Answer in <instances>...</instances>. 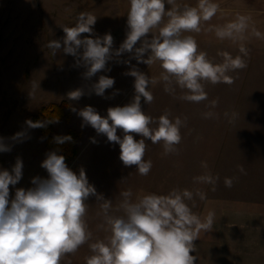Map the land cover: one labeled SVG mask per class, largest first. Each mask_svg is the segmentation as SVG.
<instances>
[{"label":"clouds","instance_id":"1","mask_svg":"<svg viewBox=\"0 0 264 264\" xmlns=\"http://www.w3.org/2000/svg\"><path fill=\"white\" fill-rule=\"evenodd\" d=\"M166 5H174V0H130L126 39L115 55L127 52L138 63L148 66L158 61L163 69L159 79L165 83V91H174V86H178L187 90L183 99L199 103L207 99L202 82L231 84L233 79L228 73L247 65L241 56L233 58L228 52L219 53L223 62L215 64L206 52L198 51L193 36L182 35L199 33L201 22L212 19L218 4L212 0H198L197 6H185L182 10L166 9ZM96 19L91 13L81 12L74 27H62L65 33L62 41L51 40L47 45L53 56L59 51L72 55L75 66H83L84 76L89 79L98 72L110 71L106 64L113 56L114 41L110 33L81 38L85 33L94 35ZM153 29H158V33L153 35ZM246 29L247 18L239 17L237 22L216 28V36L243 39ZM255 35L260 36V33L257 31ZM138 42L139 47H136ZM240 52L247 55L243 45ZM125 75L135 78V94L130 103L109 107L106 117L92 106H85L78 115L82 117V127L90 125L97 134L105 135L108 142L119 145V158L124 166H136L139 174L146 176L152 162L144 160L145 140L154 144L163 142L165 154L176 151L175 146L181 141L182 121L179 118L172 121L164 114L155 128L150 127L154 121L142 109L141 98L145 104L153 101L148 89L157 79L134 66ZM114 84V78L101 75L92 85V91L103 97L105 90L113 88ZM83 94L81 89H76L68 93V98L79 100ZM216 103L213 101L212 106ZM72 111L77 110L73 108ZM204 115L209 118L214 114ZM26 124L33 129L46 127L41 121L27 120ZM118 129L122 130V136L117 135ZM133 134L142 138L137 140ZM24 137L22 131L13 139L22 141ZM54 141L63 144L71 142L72 137L56 136ZM9 151L11 146L0 138V152ZM41 167L47 171L48 178H33L34 186L16 189L11 200L9 186L21 180L23 162L17 158L11 172L0 170V264H60L66 254L76 252L91 236L84 219L86 201L90 196L97 200L104 198L89 183L85 170L81 168L77 174L56 151L46 154ZM195 179L214 185L217 178L205 175ZM232 184L231 178L225 179L226 187ZM197 194L200 199L205 198L204 193ZM131 195V191L122 193L123 216L109 215L110 201L104 200L102 207L111 236L107 243L97 241L90 245L93 254L86 258V264H194L196 257L191 254L195 251L194 241L201 230L211 228L214 211H209L203 220L194 214L186 203L193 199V193L186 189H174L167 195L146 194L136 202L129 199Z\"/></svg>","mask_w":264,"mask_h":264},{"label":"rangeland","instance_id":"2","mask_svg":"<svg viewBox=\"0 0 264 264\" xmlns=\"http://www.w3.org/2000/svg\"><path fill=\"white\" fill-rule=\"evenodd\" d=\"M197 4L198 0H174V5H166V9L177 7L182 10L185 6L195 7ZM129 9L130 0H0V138H3L5 144L11 146V151L0 152V170L7 169L11 172L17 158L23 162L21 180L15 186H9L10 200L14 198L16 189L33 187L31 183L33 178H48V173L41 167V163L48 152L54 151L47 146L45 136L39 128L28 127L26 121H32L43 107L59 105L63 102L67 104L64 109L65 115L62 120L53 125V135L66 136L72 130L78 134L75 145L79 152L78 156L71 163H66L67 166L77 174L83 168L89 183L95 187L97 194L101 195L104 200L109 190L123 187L124 173L129 177L131 171L124 167L119 158V145L108 142L105 135L97 134L90 125L82 127L83 120L78 112L85 106H92L101 116L106 117L109 107L124 106L130 103L135 94V78L125 73L130 71L132 66L150 78L157 79V83L150 84L148 90L158 98L161 97L163 91L164 114H167L172 121L176 118L182 121L181 144L178 145L183 151L173 156H181L183 159L181 162H193V164H188L187 170L183 169L181 173L183 177L188 171L191 174L195 168L199 170L211 166L198 163L203 160L212 161L210 158H214L217 152L219 139L217 127L221 123L219 112L215 111V108L220 107V102L216 101L214 107L212 106L213 101L200 102L201 108L211 107L214 114L209 117V125L212 128H206L201 134L203 118L206 120L203 117V110L198 111L200 105L194 107L197 105L195 102L183 99V96L187 94L184 89L174 86V91H165V83L159 79L163 69L158 61L148 66L131 58L130 53L115 55L126 39ZM81 12L91 13L97 18L93 26L94 35L85 33L81 34V38L90 35L91 38L102 37L110 33L114 41L112 59L106 64V69L110 71L98 72L90 79L85 78L86 69L83 66H75L76 60L72 55L59 51L56 56H53L47 47L51 40L62 41L65 36L62 27H74ZM167 19L165 16V23ZM157 33L158 29L152 30L153 35ZM188 34L189 32H185L182 35L187 36ZM136 47H139V42ZM146 58L147 55H145ZM101 75L115 80L113 88L106 89L103 97L92 91V85L98 82ZM76 89H81L84 94L79 100L69 99L68 93ZM155 99L156 97L153 101L154 105ZM141 105L145 112L147 104L144 103L143 98H141ZM149 106L153 107L152 103H149ZM230 107L231 102H227L224 111H229ZM73 108L77 111H72ZM245 108L250 109V107ZM154 114L153 110V113H149L148 116L152 117ZM185 114L189 116L186 117ZM245 114L246 112L242 114L241 121ZM244 127L252 129V126L244 125ZM22 131L25 133L22 141L13 139L16 133ZM117 135L122 136V130L118 129ZM133 135L135 139H141L139 135ZM242 136L243 132L238 130L234 132L229 149L232 155H237L238 151H242L243 141L240 139ZM145 143V155L151 161H155V146H151L147 139ZM163 153L165 158L170 156V153L165 154L164 150ZM167 162L168 160H165V169L171 167L167 165ZM185 164L187 163H182L186 166ZM182 165L179 167L183 168ZM155 172L156 167L147 177L151 187L156 185ZM172 175L169 179L173 177ZM176 175L175 178H180L178 174ZM167 178V172H165L164 191H162L164 195L169 193L166 188L171 182ZM152 189L148 191L149 194L155 193V187ZM132 199L134 202V197ZM104 200H97L95 196L88 198L84 219L91 236L76 252L66 254L60 264H86V258L93 254L90 245L97 241L108 242L111 232L106 223L105 213L100 212L101 209L103 210ZM110 208L108 214L112 216ZM95 211L100 212V220L95 221ZM118 215L116 212V216ZM90 218L92 221L88 223Z\"/></svg>","mask_w":264,"mask_h":264},{"label":"crops","instance_id":"3","mask_svg":"<svg viewBox=\"0 0 264 264\" xmlns=\"http://www.w3.org/2000/svg\"><path fill=\"white\" fill-rule=\"evenodd\" d=\"M212 2L219 5L217 13L210 21L201 22L199 33L189 32L188 35L193 36L197 41L198 51L206 52L208 59L213 63H222L223 57L219 53L228 52L233 58L241 56L247 66L228 73L233 79L231 84L202 82L207 93V99L203 102H220V107L215 108V111L219 112L221 123L217 127L219 138L217 152L214 158H210L212 161L203 160L198 163L211 166L199 170L195 168V172L189 174L188 171L183 177L181 174L183 169L187 170L188 164L193 162H181L183 160L181 156H173L183 151L179 147L181 141L175 146L176 151L170 152V156L165 158L163 142L154 144L149 140L150 145L155 146L156 153L155 161L144 155L145 161L152 162L149 173L142 176L136 166H124L131 171V175L128 177V174L124 173L123 187L109 190L106 200L111 202L112 216H116V212L118 216H123L124 211L120 207L124 199L123 192L131 191L132 195L129 199L132 202L133 197L136 202L143 195L149 194L148 191L152 187H155L154 194L164 195L162 191H164L165 172L167 179L173 174L169 179L171 182L166 188L167 191L186 189L192 192L193 199L186 203L202 220L209 211L215 213L211 228L201 230L197 240L194 241L195 251L191 253L196 257L194 264H264V0H212ZM239 17L247 18V29L242 34L243 39H220L216 36V28L237 22ZM257 31L260 36L255 35ZM241 45L247 50V55L240 52ZM155 97L157 101L155 99L154 105ZM163 100L162 91L160 98L153 96L151 102L153 107L147 104L146 115L155 111L152 116L154 123L150 127L155 128L159 117L164 115ZM227 102H231V107L226 112L224 108ZM195 103L197 105L194 107L200 105L198 111L203 110L204 114L213 110L211 107L201 108L200 102ZM245 112L241 121V116ZM185 116L189 115L185 114ZM209 121V118L206 120L203 118L201 134L206 128H212ZM244 125L252 126V129H247ZM236 130L243 132L240 138L243 141L242 151L232 155L229 149ZM164 158L171 167L165 169ZM182 163L187 164L184 166ZM181 165L183 168L179 167ZM154 167H156V185L151 187L147 177L153 172ZM176 174L180 178H175ZM200 174L217 178L216 183L214 185L198 183L195 178ZM226 178L233 180L232 187L225 186ZM197 193H204L205 198L200 199ZM100 212L104 213L102 209ZM100 212L95 211V221L100 220ZM91 221L90 218L88 223Z\"/></svg>","mask_w":264,"mask_h":264},{"label":"trees","instance_id":"4","mask_svg":"<svg viewBox=\"0 0 264 264\" xmlns=\"http://www.w3.org/2000/svg\"><path fill=\"white\" fill-rule=\"evenodd\" d=\"M66 102L59 105H51L48 107H43L39 114L35 116L32 121H41L46 124V127L39 128L42 134L45 136V141L48 147L52 148L57 154L63 155L65 157V163H71L78 156V150L75 145L78 140V134L72 130L66 136H71V142H65L63 144H57L54 141V137L61 135H53L52 127L57 122L64 118V109L66 108Z\"/></svg>","mask_w":264,"mask_h":264}]
</instances>
